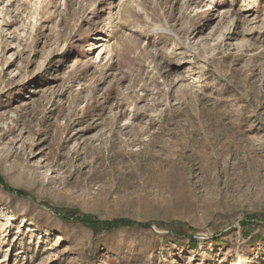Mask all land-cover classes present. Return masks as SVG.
<instances>
[{
	"label": "rangeland",
	"instance_id": "374dc122",
	"mask_svg": "<svg viewBox=\"0 0 264 264\" xmlns=\"http://www.w3.org/2000/svg\"><path fill=\"white\" fill-rule=\"evenodd\" d=\"M0 178V264H264V0H0Z\"/></svg>",
	"mask_w": 264,
	"mask_h": 264
},
{
	"label": "trees",
	"instance_id": "16d2710c",
	"mask_svg": "<svg viewBox=\"0 0 264 264\" xmlns=\"http://www.w3.org/2000/svg\"><path fill=\"white\" fill-rule=\"evenodd\" d=\"M1 179V178H0ZM20 194H23L22 192H20ZM68 214L66 213H62L59 212V216L64 219V220H70V218H74L77 221H80L86 225H90V226H102L104 227L106 230L110 231L112 229L115 228H119V227H123V226H133V225H140V226H144V227H150L151 223H140L137 222L135 220L132 219H126V218H121V219H115V220H105V221H101V220H97L95 218H93L92 216L88 215V214H81L79 213L77 210H71L68 209ZM248 220V217L246 218V220L243 222L244 224H247L246 221ZM249 226V223L247 224ZM183 232H173V236L175 237H181L185 234H182ZM191 237V245H197L198 244V240L196 238H194L193 236Z\"/></svg>",
	"mask_w": 264,
	"mask_h": 264
},
{
	"label": "bare ground",
	"instance_id": "6f19581e",
	"mask_svg": "<svg viewBox=\"0 0 264 264\" xmlns=\"http://www.w3.org/2000/svg\"><path fill=\"white\" fill-rule=\"evenodd\" d=\"M98 45V44H97ZM224 260V259H223Z\"/></svg>",
	"mask_w": 264,
	"mask_h": 264
}]
</instances>
